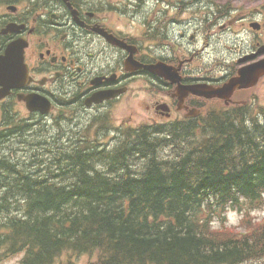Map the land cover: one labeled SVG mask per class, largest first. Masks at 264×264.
<instances>
[{
    "label": "trees",
    "instance_id": "1",
    "mask_svg": "<svg viewBox=\"0 0 264 264\" xmlns=\"http://www.w3.org/2000/svg\"><path fill=\"white\" fill-rule=\"evenodd\" d=\"M246 124L220 113L208 127L167 129L161 146L172 154L152 149L138 174L114 172L126 153L106 161L109 177L80 152L70 155L68 185L17 178L6 191L19 214L0 193V254L27 248V264H50L65 248L97 251L96 264H264V223L244 233L209 223L262 202L264 122Z\"/></svg>",
    "mask_w": 264,
    "mask_h": 264
},
{
    "label": "flooded vegetation",
    "instance_id": "2",
    "mask_svg": "<svg viewBox=\"0 0 264 264\" xmlns=\"http://www.w3.org/2000/svg\"><path fill=\"white\" fill-rule=\"evenodd\" d=\"M134 11L130 0H0V140L4 146L22 142L35 145L31 152H37V144L62 145L67 150L70 143L86 140L128 143L139 127L205 123L203 114L220 99L192 89L220 85L230 76L215 79L210 75L212 64L192 66L199 53L194 42L202 39L206 46L215 28H226L225 12L190 7L183 11H190L189 17L180 19L179 11H174L168 19L171 8L164 6L162 19L161 8L152 15L153 19L158 14L157 24L137 19L134 25ZM198 13L204 16L200 21ZM121 17H130L125 19L129 24H123ZM242 18L252 29L255 17ZM161 21L175 38L164 35L158 49L169 44L174 53L153 57L145 54L144 43L150 44L155 34L161 37ZM259 25L255 45L264 41L263 24ZM200 31L205 35H197ZM9 46L13 47L7 51ZM7 56L11 65L5 61ZM134 61L143 65L161 61L171 67L174 77L155 76L143 66L135 68ZM222 67L230 74L229 64ZM194 112L198 114L191 115ZM93 128L97 131L89 136ZM53 154L48 153V159Z\"/></svg>",
    "mask_w": 264,
    "mask_h": 264
},
{
    "label": "rangeland",
    "instance_id": "3",
    "mask_svg": "<svg viewBox=\"0 0 264 264\" xmlns=\"http://www.w3.org/2000/svg\"><path fill=\"white\" fill-rule=\"evenodd\" d=\"M212 0H209V2ZM214 3L211 2L209 5V8H211L213 11H216L218 8L219 10H226L227 5L232 4L233 9H237V7L241 8V13H247L248 11H252L254 9L255 5H260V11H264V0H213ZM152 4L148 5L150 8ZM201 7V6H198ZM205 7V5H204ZM147 11V7L145 8ZM203 9V8H202ZM139 16H134V25L136 24L137 19H139L142 23V21H145L146 16L141 15L140 12L138 13ZM232 15V14H231ZM116 18H118V15H115ZM122 19H125L124 17ZM143 19V20H142ZM240 21H235L230 23V27L233 30H237V26L239 25ZM124 24V20H123ZM126 24V22H125ZM178 30L179 28L176 27ZM194 28H187V30L191 31ZM216 29V28H215ZM126 30V29H125ZM221 30V29H220ZM217 32V31H215ZM244 33V34H243ZM211 34V33H210ZM240 37L236 38L235 35L237 36L238 34H233L232 32L230 33V40H228L227 44L231 47L229 52L226 50V47L223 43L224 37L220 35L219 33H214L213 35L209 36L208 45L204 47V41L202 42V39L198 41V43L195 41L194 43L197 44L195 45L197 50H200L198 54L195 55V58L192 62V66H202V64H208L211 62L213 59L216 60V62H219L215 65H212L211 69L213 70L210 75H214L215 73L219 72L220 74H224L226 72L225 67H222V65H228L229 64V69L232 72L235 68L240 66V64H237L235 60L245 54H248L250 52H257L256 49L259 47L261 44H264V41H262L259 44L254 45L253 43L255 42L253 38L251 37L252 31H249L247 29H244L243 31L241 30L239 32ZM169 35V39L174 40V35ZM197 35L204 36L205 32L200 31ZM262 37H264V30L262 31ZM251 40L252 46L250 47L248 42L246 45L243 44V40ZM186 41V40H183ZM235 41V42H233ZM156 43L153 44L154 42L149 43L146 41L144 43V52L145 54L153 57H159V56H172L174 51L171 49V45L167 44L166 47L163 48L161 47V50H159V43H161V40L155 41ZM164 43V42H163ZM241 46H245L244 50L241 48ZM193 46L191 45V48ZM190 48V46H188ZM242 52V53H241ZM259 59H264V52H259L256 56H254L252 59L248 60V62H252L254 60H259ZM197 61V62H196ZM221 63V65H220ZM233 66V69L231 67ZM224 70V71H222ZM218 75V74H217ZM233 75V74H232ZM224 76H226L224 74ZM240 94H236L233 99H238L240 98H247V97H255L257 99V102L259 103V107L263 108L262 112V118L264 119V77L262 80L254 87L251 88L250 90H247L246 92L244 91H239ZM142 94H139V100L141 99ZM137 99L135 100L136 103ZM218 105V103H216ZM138 106V105H137ZM134 107L136 105L134 104ZM140 107V106H138ZM141 108V107H140ZM138 113L142 114L143 117H147L145 111H142L141 109H137ZM251 113V112H250ZM119 114V112H116V115ZM91 131H97L96 128H93L90 130L89 136L92 135ZM8 151L6 150V153ZM3 178H6V176H2ZM262 202L259 205H255L254 207H249L250 204H244L240 208H229L225 210L221 216L219 217H213L210 216L209 218V223L210 226H212L213 231L221 230V231H227V230H233L234 232L237 233H244L248 231L249 229L253 228L256 224L264 223V194L262 195ZM215 229V230H214ZM97 252H91V253H80V254H68L65 252H60L56 256V261L54 264H95V260L97 259ZM23 257V254H15V255H7L5 254H0V264H20V261ZM237 264H256V262H238Z\"/></svg>",
    "mask_w": 264,
    "mask_h": 264
},
{
    "label": "water",
    "instance_id": "4",
    "mask_svg": "<svg viewBox=\"0 0 264 264\" xmlns=\"http://www.w3.org/2000/svg\"><path fill=\"white\" fill-rule=\"evenodd\" d=\"M159 66V65H156ZM153 68V67H151ZM154 69V68H153ZM253 69V70H251ZM242 74L247 77L248 80H253L255 83L259 75L264 73V60L256 64L250 65L242 70ZM244 80V78H242ZM251 84V83H250Z\"/></svg>",
    "mask_w": 264,
    "mask_h": 264
}]
</instances>
